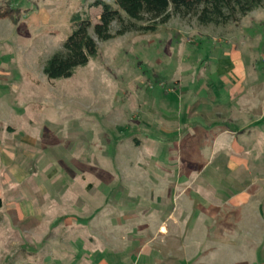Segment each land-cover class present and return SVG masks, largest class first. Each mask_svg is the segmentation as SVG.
Here are the masks:
<instances>
[{
  "label": "rangeland",
  "instance_id": "obj_1",
  "mask_svg": "<svg viewBox=\"0 0 264 264\" xmlns=\"http://www.w3.org/2000/svg\"><path fill=\"white\" fill-rule=\"evenodd\" d=\"M94 2L0 0V264H264V8L98 42L49 81L76 14L94 37Z\"/></svg>",
  "mask_w": 264,
  "mask_h": 264
},
{
  "label": "trees",
  "instance_id": "obj_2",
  "mask_svg": "<svg viewBox=\"0 0 264 264\" xmlns=\"http://www.w3.org/2000/svg\"><path fill=\"white\" fill-rule=\"evenodd\" d=\"M101 12L89 34L91 21L76 14L72 30L62 50L55 52L43 65L49 81L70 78L97 54L98 42L108 41L129 32H153L173 17L193 19L201 27L238 25L249 13L264 8V0H95ZM13 10L0 12L12 16ZM113 25H116L114 32ZM3 202L0 199V210Z\"/></svg>",
  "mask_w": 264,
  "mask_h": 264
},
{
  "label": "crops",
  "instance_id": "obj_3",
  "mask_svg": "<svg viewBox=\"0 0 264 264\" xmlns=\"http://www.w3.org/2000/svg\"><path fill=\"white\" fill-rule=\"evenodd\" d=\"M226 101H228L227 100V98L225 99ZM188 114H190V112L188 113ZM191 124V122L188 124L189 126H188V130H190V131H192V129H194L193 128V126L192 125H190ZM195 128H199L200 127V125H197V127L196 126H194ZM3 161H4V164H6V166L7 167H9V166H13V167H15V166H17L16 164V162H15V159H12L10 156H9V154H7L6 152H4V154H3ZM234 155H230V157H229V160L230 161H234ZM16 163V164H15ZM25 166L24 165H21V166H19V167H17V168H15L13 171H12V168H9L10 170H7L6 169V173H7V175H9V177L11 178H8V179H10L11 181H13V182H15L14 183V185L16 184V185H21V184H23L24 182H25V180H26V178H29V175H28V173L25 171ZM55 174V172L54 173H50L49 175H48V178H50L51 179V177H53V176H55L54 175ZM17 196H18V198H20L21 199V197H22V193H16V192H14V194L10 197V199H9V201L12 199V200H15L14 202H12V203H14V204H16L15 202H16V200H17ZM25 197H23V199H24ZM20 199L18 200V201H20ZM3 202V201H2ZM20 204V203H19ZM166 209H167V211H166V213H165V215H166V220H168V222H169V224L171 225V228H173L172 226H178V225H180L181 226V223H183V226H184V222L186 221V220H189L190 218H191V214L189 215V213H185L184 211H183V209H182V213L181 214H177V210L175 211V208H173V205L170 203V202H167V204H166ZM217 206V205H216ZM216 206H214V205H211V207H202L201 205H197V207H196V209H198V210H200V212L202 213V214H204L206 217H207V219H211V212L214 210L215 211V215L217 214V211H218V207H216ZM27 207H25V205L23 204V202L20 204V205H18V207H17V212H18V214L21 216V215H23V213L21 212V210L20 209H25V212H30L31 211V209L28 207V209H26ZM16 210V209H15ZM179 210V209H178ZM196 213V212H195ZM214 214V213H213ZM188 215V216H187ZM24 216V215H23ZM208 221V223L210 224V221L209 220H207ZM186 223V222H185ZM156 233L157 234H159V235H161V236H166L167 235V229L165 228V225L162 223V224H158V227H157V230H156ZM150 241H151V239H150Z\"/></svg>",
  "mask_w": 264,
  "mask_h": 264
}]
</instances>
